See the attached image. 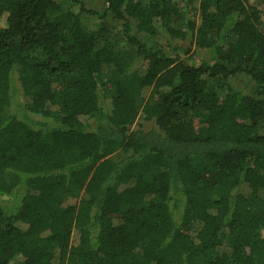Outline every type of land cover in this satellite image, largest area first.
<instances>
[{"label":"trees","instance_id":"1","mask_svg":"<svg viewBox=\"0 0 264 264\" xmlns=\"http://www.w3.org/2000/svg\"><path fill=\"white\" fill-rule=\"evenodd\" d=\"M3 17L0 264H264V0Z\"/></svg>","mask_w":264,"mask_h":264},{"label":"rangeland","instance_id":"2","mask_svg":"<svg viewBox=\"0 0 264 264\" xmlns=\"http://www.w3.org/2000/svg\"><path fill=\"white\" fill-rule=\"evenodd\" d=\"M99 8V7H98ZM100 11V10H99ZM5 17H3V18H0V28H3L4 27V25H5ZM111 28L113 29V30H115L116 32H118L119 31V26L118 25H112L111 26ZM178 43H180L179 41H178ZM181 44V43H180ZM182 45H184V47H186V48H188L189 47V44L187 43V42H183L182 43ZM193 50V49H192ZM194 51V50H193ZM187 62H189V63H191V60H187ZM144 127V128H148V127H150V125L148 124V123H145L144 121H142L141 119H140V121H138V124H137V127Z\"/></svg>","mask_w":264,"mask_h":264}]
</instances>
